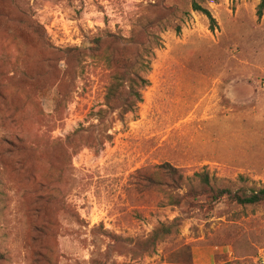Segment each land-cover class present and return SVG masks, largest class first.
Returning a JSON list of instances; mask_svg holds the SVG:
<instances>
[{"label": "rangeland", "instance_id": "1", "mask_svg": "<svg viewBox=\"0 0 264 264\" xmlns=\"http://www.w3.org/2000/svg\"><path fill=\"white\" fill-rule=\"evenodd\" d=\"M192 1L0 0V264L264 263V205H172L153 169L264 185V0Z\"/></svg>", "mask_w": 264, "mask_h": 264}, {"label": "trees", "instance_id": "2", "mask_svg": "<svg viewBox=\"0 0 264 264\" xmlns=\"http://www.w3.org/2000/svg\"><path fill=\"white\" fill-rule=\"evenodd\" d=\"M201 1L193 0L192 10L206 15L211 22H214L211 13L203 7ZM139 49L142 52L136 54L133 60L119 61L122 72L112 78L113 80L108 87V105L116 107L115 110L122 109L126 113L132 111L136 103L142 100L138 88H144L149 84L145 75L150 69V62L146 58V53L143 54V52H148L150 49L148 45H141ZM127 84L129 88L125 87ZM158 168L165 169L171 180L167 194L169 204H178L180 198L196 197L204 198L206 205L210 207L220 203L223 199H228L240 207L264 205V185L253 186L248 184L243 178H241L242 183L239 188L231 185H221L205 171L196 172L192 177H185L182 174V170L173 166L170 162H162L161 165L153 166V169ZM184 189H186V193L181 195V191ZM170 234L171 231L166 226L156 230L153 234L152 245L154 246Z\"/></svg>", "mask_w": 264, "mask_h": 264}, {"label": "built area", "instance_id": "3", "mask_svg": "<svg viewBox=\"0 0 264 264\" xmlns=\"http://www.w3.org/2000/svg\"><path fill=\"white\" fill-rule=\"evenodd\" d=\"M264 264V263H263Z\"/></svg>", "mask_w": 264, "mask_h": 264}]
</instances>
